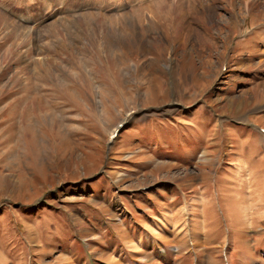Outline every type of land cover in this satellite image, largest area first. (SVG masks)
<instances>
[{
  "label": "rangeland",
  "instance_id": "374dc122",
  "mask_svg": "<svg viewBox=\"0 0 264 264\" xmlns=\"http://www.w3.org/2000/svg\"><path fill=\"white\" fill-rule=\"evenodd\" d=\"M262 129L264 0H0V264H264Z\"/></svg>",
  "mask_w": 264,
  "mask_h": 264
},
{
  "label": "crops",
  "instance_id": "0c3cea01",
  "mask_svg": "<svg viewBox=\"0 0 264 264\" xmlns=\"http://www.w3.org/2000/svg\"><path fill=\"white\" fill-rule=\"evenodd\" d=\"M254 254H255V253L253 252V255H252V256H255Z\"/></svg>",
  "mask_w": 264,
  "mask_h": 264
}]
</instances>
